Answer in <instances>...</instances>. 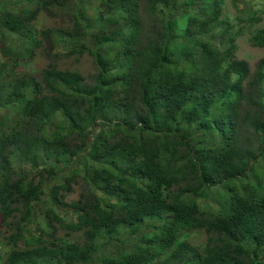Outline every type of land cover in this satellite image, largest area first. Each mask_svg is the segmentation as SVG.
Listing matches in <instances>:
<instances>
[{
	"label": "trees",
	"instance_id": "trees-1",
	"mask_svg": "<svg viewBox=\"0 0 264 264\" xmlns=\"http://www.w3.org/2000/svg\"><path fill=\"white\" fill-rule=\"evenodd\" d=\"M228 3L0 0V264H264V0Z\"/></svg>",
	"mask_w": 264,
	"mask_h": 264
},
{
	"label": "rangeland",
	"instance_id": "rangeland-1",
	"mask_svg": "<svg viewBox=\"0 0 264 264\" xmlns=\"http://www.w3.org/2000/svg\"><path fill=\"white\" fill-rule=\"evenodd\" d=\"M228 13L229 14H236V9L234 5L231 3V0H229L228 3ZM43 22L45 23V26L47 27H55V26H64L65 20L64 18L55 17L52 14H45L43 16ZM260 27H264V15H263V22L260 24ZM249 37V34L245 36H241L239 39H237L238 44V51H237V57L239 59H245L247 60L252 68H255L256 63L264 58V48L260 47H253L251 43L247 40ZM44 64L43 66H48V64L56 65L57 67L61 69L66 68H77L79 69L84 76H89L91 74L95 73V67L92 63V59L90 57H83V58H63V57H53V58H47L43 59ZM85 187L80 182L79 184H74L73 186V192L67 195L66 201L67 202H74L81 199V194L84 193ZM194 239H192V242L195 244H202L206 241V235H196L193 236ZM0 254H4L3 249L0 250Z\"/></svg>",
	"mask_w": 264,
	"mask_h": 264
}]
</instances>
